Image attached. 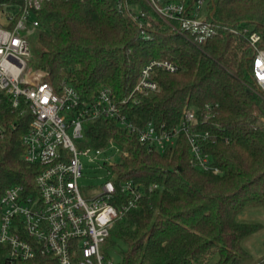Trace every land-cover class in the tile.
I'll return each mask as SVG.
<instances>
[{
	"label": "trees",
	"instance_id": "obj_1",
	"mask_svg": "<svg viewBox=\"0 0 264 264\" xmlns=\"http://www.w3.org/2000/svg\"><path fill=\"white\" fill-rule=\"evenodd\" d=\"M137 2L150 11L145 2L131 0ZM207 6L223 29L200 44L152 13L146 18L151 24L144 28L145 37L118 0H48L36 11L40 25L32 35L40 51L33 66L48 72L46 79L56 90L68 83L90 101L102 88H110L123 99L149 60L166 58L178 70L155 69L160 90L125 105L132 123L178 125L187 108L215 106L203 128L215 137L206 149L218 173L193 166L183 134L164 152L149 151L114 119L85 125L87 145L100 147L113 138L128 151L113 167L116 185L132 180L145 192L104 243L106 252L124 244L115 264H264V255L253 262L245 245L263 228V222H250L246 214L252 207L264 208V101L254 87L253 50L246 35L227 29L250 24L264 43V0H207ZM0 98L2 122L25 121L16 128L7 126L0 138V196L17 184L36 191L40 167L23 159L31 116L19 115L2 92ZM151 183L158 188L149 191ZM119 194L116 204L128 199V194ZM0 264L60 263L40 252L11 261L8 247L0 244Z\"/></svg>",
	"mask_w": 264,
	"mask_h": 264
},
{
	"label": "built area",
	"instance_id": "obj_2",
	"mask_svg": "<svg viewBox=\"0 0 264 264\" xmlns=\"http://www.w3.org/2000/svg\"><path fill=\"white\" fill-rule=\"evenodd\" d=\"M48 0L0 2V92L19 115L30 114L28 129L23 136V159L40 167L36 175V191L30 192L20 184L5 189L0 196V244L7 246L11 261L42 255H54L60 264H115L102 253V247L117 220L137 208L145 192L132 180L116 185L113 167L122 161L128 151L113 138L105 145H87L86 124L98 119H114L130 134H136L149 151L164 152L176 143L180 135L187 138L191 163L206 171L218 173L206 147L214 136L203 125L213 116L212 104L187 108L178 125L147 122L144 126L132 123L125 112L129 102L160 90L154 78L155 69L170 72L178 66L169 59L153 58L140 70L131 93L117 99L110 88H102L90 101L84 100L71 84L64 83L59 90L46 79L48 72L30 64L32 31L40 22L36 11ZM150 11L118 0V7L126 10L142 29L149 13L158 17L173 30L186 34L196 44L221 33V27L208 11L199 14L207 0L187 3L180 0H138ZM231 32H242L253 50L251 76L256 92L264 101V43L262 35L250 24L240 28L229 26ZM1 100V98H0ZM1 102V101H0ZM264 127V114L260 116ZM25 121L6 123L0 120V138L7 126L16 128ZM110 149L118 152V160L110 162L104 154ZM97 164L99 183L80 185L84 176L82 157ZM158 188L151 183L149 191ZM128 194L118 204L117 195ZM117 196V197H116Z\"/></svg>",
	"mask_w": 264,
	"mask_h": 264
},
{
	"label": "rangeland",
	"instance_id": "obj_3",
	"mask_svg": "<svg viewBox=\"0 0 264 264\" xmlns=\"http://www.w3.org/2000/svg\"><path fill=\"white\" fill-rule=\"evenodd\" d=\"M209 8L207 6V1L204 4L202 10L200 11L199 17L202 18L207 15ZM30 50L32 56L30 58V64L33 65L34 59L36 58L37 52L40 51L39 43L37 42L35 35L31 36ZM109 158L110 162L118 160V152L115 149H110L104 154ZM82 161L84 163V176L79 180L80 185H90L99 183L98 174H103L104 170H98L97 164L89 161L88 157L83 156ZM245 213V212H244ZM243 218V217H242ZM246 219L250 222L260 221L263 222V228L258 233L252 235L245 241L246 248L252 251L251 260L256 262L258 258L264 255V208L262 207H252L248 210L246 214ZM124 247V244L119 242L116 246L108 249V252L105 250V246L102 247V253L108 258L110 257L116 262L120 260V251Z\"/></svg>",
	"mask_w": 264,
	"mask_h": 264
}]
</instances>
